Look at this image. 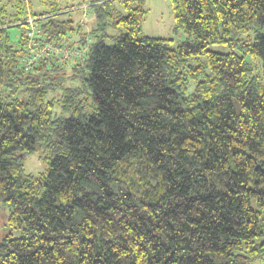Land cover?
Segmentation results:
<instances>
[{
  "label": "trees",
  "instance_id": "trees-1",
  "mask_svg": "<svg viewBox=\"0 0 264 264\" xmlns=\"http://www.w3.org/2000/svg\"><path fill=\"white\" fill-rule=\"evenodd\" d=\"M168 2L177 43L145 0L0 4V264H264V0Z\"/></svg>",
  "mask_w": 264,
  "mask_h": 264
},
{
  "label": "rangeland",
  "instance_id": "rangeland-1",
  "mask_svg": "<svg viewBox=\"0 0 264 264\" xmlns=\"http://www.w3.org/2000/svg\"><path fill=\"white\" fill-rule=\"evenodd\" d=\"M28 1L29 6L34 11H40L47 9L52 5H59L63 7L65 5H78L79 3L85 2L88 3L90 0H25ZM0 4H6L8 9L13 8L16 4V0H0ZM78 7L71 11L75 16V20H79L83 27L86 30H89L91 25L94 23V17L92 12L86 5L75 6ZM146 15L142 23V32L150 36L158 37H172L175 40V43L181 41L186 36L183 31L178 30L174 31V20L171 14V9L169 6L168 0H145ZM31 10V11H32ZM65 16V15H64ZM33 18V16H29ZM90 21V22H89ZM90 37V36H89ZM88 37V38H89ZM32 44V43H31ZM210 48L215 50H224L225 47L220 44H211ZM49 58V56H46ZM43 58V57H38ZM84 59V58H82ZM35 61V60H34ZM33 61V62H34ZM32 62V63H33ZM63 66L66 67L65 70H62L61 73L69 74L70 66L73 60L71 61H62ZM24 63V62H23ZM49 61H47V64ZM28 68L24 67V70L28 71ZM40 151H35L29 155H26L23 160L24 168L29 173H42L46 171L47 165L43 158L41 157ZM7 214V209H5L0 203V237L5 234L4 225L6 224L5 215ZM17 232L14 233L16 235ZM264 240V238H263Z\"/></svg>",
  "mask_w": 264,
  "mask_h": 264
},
{
  "label": "built area",
  "instance_id": "built-area-1",
  "mask_svg": "<svg viewBox=\"0 0 264 264\" xmlns=\"http://www.w3.org/2000/svg\"><path fill=\"white\" fill-rule=\"evenodd\" d=\"M36 18L37 17H33V18L28 17L26 19V21L30 23V28L27 31V35L30 37V39H32V37L36 33V27L34 24ZM38 36L41 37L42 36L41 33ZM29 49L31 53L27 54L26 58L24 59L25 68L31 66L32 62L38 59V57L46 58L47 55L49 57L52 55L55 56L57 59H60L61 61H71V60H75L78 57L83 58L84 55L86 54V47H82V46L70 47L66 44L60 45L51 42L42 43V41L39 42L38 47H36L35 44L32 45L31 43H29Z\"/></svg>",
  "mask_w": 264,
  "mask_h": 264
},
{
  "label": "water",
  "instance_id": "water-1",
  "mask_svg": "<svg viewBox=\"0 0 264 264\" xmlns=\"http://www.w3.org/2000/svg\"><path fill=\"white\" fill-rule=\"evenodd\" d=\"M263 34H264V32H263Z\"/></svg>",
  "mask_w": 264,
  "mask_h": 264
}]
</instances>
